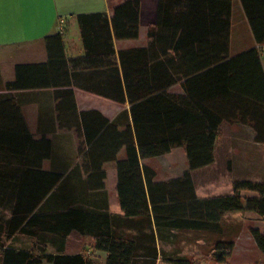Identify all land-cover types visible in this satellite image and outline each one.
I'll use <instances>...</instances> for the list:
<instances>
[{
  "label": "trees",
  "instance_id": "1",
  "mask_svg": "<svg viewBox=\"0 0 264 264\" xmlns=\"http://www.w3.org/2000/svg\"><path fill=\"white\" fill-rule=\"evenodd\" d=\"M243 3L257 43L264 44V0ZM169 8L160 0L157 24L149 30L146 46L117 52L115 44L116 39L139 37L141 0L116 5L111 17L106 12L79 14L83 55L67 57L60 32L45 38L48 60L41 65L59 70L60 84L130 104L114 120L96 109L80 111L77 101H58L55 109L61 116L80 115L87 143L93 148L106 141L116 147L115 152L125 148V157L116 159L119 199L126 213L122 220L108 209L101 212L98 203L89 207L86 202L87 189L103 188L107 193L105 182L99 185L106 170L93 171L90 184L78 185L72 206L61 202L62 207L53 208L63 173L43 168L48 154L23 152L32 150L35 139L26 122L19 121L18 101H0V264H100L89 254L50 253L43 240L30 249L11 244L16 235L37 239L44 232L65 242L73 231L93 237L95 249L107 254L104 264H158L166 251L158 248L157 241L168 230L214 231L228 211L252 210L264 216V181L237 179L232 194L200 198L192 174L215 161V145L226 121L251 124L257 140L264 142L261 49L256 46L230 56L229 41L164 40L167 30H179L180 12ZM196 45L202 54L195 52ZM211 47L218 49L213 55L206 51ZM178 83L183 92L170 91ZM177 146L185 148L188 168L180 176L157 180L156 170L143 160ZM136 217L140 227L149 231L128 232L131 218ZM252 235L264 253V232L253 229ZM146 243H153L154 249ZM234 247L233 240L219 239L208 257L212 264H231ZM169 260L202 264V257L176 253Z\"/></svg>",
  "mask_w": 264,
  "mask_h": 264
},
{
  "label": "crops",
  "instance_id": "2",
  "mask_svg": "<svg viewBox=\"0 0 264 264\" xmlns=\"http://www.w3.org/2000/svg\"><path fill=\"white\" fill-rule=\"evenodd\" d=\"M124 1L0 0V101H18L19 121L26 122L30 134L35 139L32 150L24 149L23 152H33L34 155L43 157L48 154L46 159L43 158V168L63 173L62 179L59 180L61 186L58 196H54L51 203L55 209L62 207L61 202L72 206L76 201L73 199V193L78 190V185L90 184L93 178L91 174L99 169L106 170V178L99 177V185L104 181L107 193L103 188L87 189V204L93 207L92 204L98 203L100 208L97 209L103 213L108 209L119 220L126 217L119 199V174L116 165V159L125 157V148L115 152L116 147L110 146L107 141L102 147L100 144L97 149L93 148L87 143L80 115L67 113L61 116L55 109L58 101H77L80 111L96 109L110 120H114L122 110L129 109L130 104L117 102L75 85L60 84V71L41 65L48 60L45 38L59 32L61 19L65 20L63 40L66 55L69 58L77 57L85 52L78 15L106 12L111 17L114 7ZM159 3L160 0H141L140 35L135 39H116L117 52L123 48L148 44L149 30L157 24ZM162 4L165 9L170 7V10L180 12L179 30H167L168 35L164 34V40L195 43L229 41L230 56L258 46L264 64V44L259 45L256 41L243 0H162ZM71 29L76 31L73 30L71 34ZM194 49L202 54L198 45ZM217 50L214 47L206 49L210 55ZM170 91L183 92L182 85L178 83L171 87ZM61 121L68 124H61ZM256 135V130L251 124L240 122L239 119L222 124L215 145V161L192 172L200 198L232 194L234 182L239 178L264 181V142L257 140ZM179 148L182 149L183 146ZM173 150L174 148L169 153L144 159L143 162L157 172L154 160L171 154ZM188 166L189 164H185L180 168L178 176ZM156 179L161 180L157 176ZM93 182L98 181L95 179ZM243 194L255 193L243 191ZM131 220L132 226L128 232L140 234L141 231H149L148 227H140L139 217ZM253 229L264 232V216L256 211L246 210L226 212L220 227L213 231L216 234L215 242L219 239H231L235 242L233 254L229 258L231 264H264V253L256 245L252 235ZM181 231L194 233V239L182 242L185 246L181 248L198 251L186 254L192 258L203 257L205 234L193 229ZM171 232L168 230V234ZM167 237L164 236V241H157L159 249L166 250L173 245ZM41 240L50 253H84L92 255L100 264L105 263L106 252L96 250L93 237L78 231H73L65 242L54 233L44 232L43 236L37 239L23 234L16 235L11 244L16 249H30L35 241ZM146 244L147 248L154 249L153 243ZM238 252L240 255L237 259ZM254 252L259 256L258 260L257 257L253 258ZM161 261L159 260L158 264Z\"/></svg>",
  "mask_w": 264,
  "mask_h": 264
},
{
  "label": "rangeland",
  "instance_id": "3",
  "mask_svg": "<svg viewBox=\"0 0 264 264\" xmlns=\"http://www.w3.org/2000/svg\"><path fill=\"white\" fill-rule=\"evenodd\" d=\"M73 30L76 31L75 29H71L70 33L73 34ZM180 147V146H179ZM177 147H174V150L171 154H167V156H164L162 158H159L158 160H154V163L157 166V178L164 180V178L169 179V177H176L178 176V170L180 168H183L185 164H188V157L185 151V148L183 147L182 149ZM181 149V152H180ZM240 179V178H239ZM234 187V186H233ZM190 231V230H189ZM195 231V230H194ZM199 232H203L205 234L203 236L205 240V246L204 249L202 250L203 252V257H202V264H212V261L210 260V254L212 252V248L214 246V242L216 239V234L213 231H204V230H198ZM167 232V233H166ZM164 232L162 239L160 241H164V236H168L167 239L173 243L171 247L166 248V252H164V256H162L163 261H161L160 264H174L169 261V258L171 256H174V253L177 255H181L184 257H190V255L186 254H192V253H197L198 251L196 250H188L185 248H181L185 246L182 242L186 240H192L194 239V233L190 234L189 232L181 231V230H176L174 233L168 234V231ZM172 236V238H171ZM199 237V236H198ZM215 238V239H214ZM33 245V244H32ZM257 245V244H256ZM30 247V246H29ZM251 252V251H250ZM240 255V252L237 253V259ZM176 256V255H175ZM209 256V257H208ZM258 257L256 256V252L253 253V258ZM192 258V257H190ZM252 258V259H253Z\"/></svg>",
  "mask_w": 264,
  "mask_h": 264
},
{
  "label": "built area",
  "instance_id": "4",
  "mask_svg": "<svg viewBox=\"0 0 264 264\" xmlns=\"http://www.w3.org/2000/svg\"><path fill=\"white\" fill-rule=\"evenodd\" d=\"M59 32L61 34H64L65 33V20L64 19H61L60 20V24H59Z\"/></svg>",
  "mask_w": 264,
  "mask_h": 264
}]
</instances>
